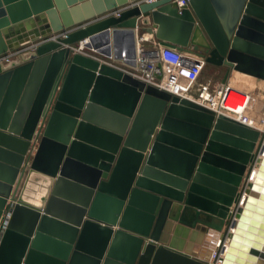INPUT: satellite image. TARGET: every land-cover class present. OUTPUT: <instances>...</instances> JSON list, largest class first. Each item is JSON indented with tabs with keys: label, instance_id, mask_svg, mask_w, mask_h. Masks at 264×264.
<instances>
[{
	"label": "water",
	"instance_id": "water-1",
	"mask_svg": "<svg viewBox=\"0 0 264 264\" xmlns=\"http://www.w3.org/2000/svg\"><path fill=\"white\" fill-rule=\"evenodd\" d=\"M23 22L65 34L0 60V89L13 86L0 101V264H184L162 236L174 221L214 230L196 264L219 235L220 264H264V134L254 150L259 129L98 57L135 56L139 22L264 78V0H0V54ZM84 37L94 54L74 48ZM34 171L50 180L37 202Z\"/></svg>",
	"mask_w": 264,
	"mask_h": 264
},
{
	"label": "built area",
	"instance_id": "built-area-1",
	"mask_svg": "<svg viewBox=\"0 0 264 264\" xmlns=\"http://www.w3.org/2000/svg\"><path fill=\"white\" fill-rule=\"evenodd\" d=\"M188 1L176 0L179 6L188 3ZM63 34H65V30L40 35L30 42L23 43L15 50L0 54V60H6L17 52L33 48L41 41L57 39ZM87 38L80 39L79 42L73 45L74 48L89 52L91 49L84 45V42L88 40ZM135 48L136 52L133 57L124 54L120 58H115L111 54L105 55L104 59L147 82L193 98L216 112H222L235 118L236 116L241 117L242 111L247 108L250 99V94L247 90L230 83H212L210 79H198L199 71L203 66L202 57L186 53L175 45L158 43L145 46L140 42V39H135ZM123 51L125 52V50ZM193 86L197 88L195 94L189 93ZM262 141H264V137ZM243 183L246 182L243 181ZM243 183L241 186L239 184V190L244 191ZM233 207L234 205L230 204V210ZM229 217L231 218V215ZM228 220L230 221L227 217L226 222ZM219 238L221 239V237ZM220 239H218L217 245L211 252V258L206 260L207 264H220ZM223 241L225 242V239Z\"/></svg>",
	"mask_w": 264,
	"mask_h": 264
},
{
	"label": "crops",
	"instance_id": "crops-1",
	"mask_svg": "<svg viewBox=\"0 0 264 264\" xmlns=\"http://www.w3.org/2000/svg\"><path fill=\"white\" fill-rule=\"evenodd\" d=\"M130 4H124L114 9L116 10L119 8H123V7L129 6ZM90 7H92V4L90 5ZM113 10L112 9L107 10L104 13L100 15H96V16L99 17L101 15L114 12L115 10L114 11ZM141 16L142 14L138 15V19H140ZM89 20H86V21H89ZM138 23L136 27L134 28L135 39H140V42L143 43L145 46H151L154 44H158L159 42L156 40V37L154 36V34H151L148 31H143L141 33L138 32L139 31ZM21 24H22V27L20 26L21 29L14 36L15 38L14 40H16L18 44L13 49H9L8 52L11 50H15V48L22 45L23 43L30 42L40 36V33H39L40 29L37 26H35L34 28L32 26H28L25 22ZM125 40L122 39L121 41L122 43H120L121 51L127 50L126 49L127 43ZM176 47L185 51L186 53H189L195 56L197 55L200 58L201 57L203 58V73L201 74V70L199 71V78H198L199 80L210 79L212 83H230L239 88L247 90L250 94V99H249V104H248L249 110L246 113L248 119H242L241 117L239 118H241L242 120L241 119L240 120L243 121L244 123L251 125L252 128L261 129V127L263 126V125L261 126V124L264 122V78L263 77H260L250 72L242 71L234 67H229V69H227L228 66L226 64H216V63L209 62L205 60V58L201 54V52H203L204 49H201V48L195 49L192 47L191 44L185 48H180L178 46ZM89 53L94 54V51L90 50ZM98 57H100V59L104 61L105 60L104 58L106 56L100 54L98 55ZM9 83H10V80H8V82L3 87H1L0 101H2L6 92L8 90L10 91L11 88L13 87ZM194 88L196 87L193 86L190 91H192ZM37 142H36V145H37ZM23 178L24 176L22 177V180L20 181V185L22 184ZM47 178H48L47 175H45L44 173L40 171L32 172V175L27 182L28 190H26L29 196V199H31L34 202H37L39 199H41V196L44 193L45 194L48 193L50 180L47 182ZM222 181L226 183H230V181L225 180V179H223ZM238 189H239V185H238ZM183 216L186 219H191L194 216V211L192 209L187 210L183 214ZM1 217L7 218L6 210L2 211ZM163 230L164 231H163L162 236L163 237L165 236L164 238H166L167 243H169L172 246H175L176 248H179L180 250H185L191 254L192 256L191 258L193 260H188L185 256H182L185 259L184 264H187V263L191 264L192 261H194L192 263L196 264L195 262H198L197 258H199L197 255L201 252H204V246H206L208 242L212 240V236H213V233H212L213 229L202 223H197V225L191 226L185 222L174 221L171 226H166L164 227ZM1 233H2V230L0 231V234ZM169 250H171L173 254H177V253L181 254L172 249H169Z\"/></svg>",
	"mask_w": 264,
	"mask_h": 264
},
{
	"label": "rangeland",
	"instance_id": "rangeland-1",
	"mask_svg": "<svg viewBox=\"0 0 264 264\" xmlns=\"http://www.w3.org/2000/svg\"><path fill=\"white\" fill-rule=\"evenodd\" d=\"M205 69H206V67H205ZM203 73V66H202V68H201V74ZM202 76V75H201ZM198 78H199V74H198ZM195 89V90H194ZM192 91H190L189 93H191L192 94V92H193V94H195L196 93V89L197 88H194ZM248 110H249V106H247V108H245L243 111H242V113H241V118L242 119H248V117H247V115H246V113L248 112ZM246 124V123H245ZM248 126H250V127H252L251 125H249V124H247ZM263 125V126H262ZM261 129H259V132H260V134L258 135V137H257V139H256V143H255V147H254V150L256 149V146H257V144L259 143V141H261V138H262V135L264 134V122L261 124ZM34 144H36V142L34 143ZM33 150H35V148H33ZM32 152H34V151H32ZM251 164V162L249 161V163L247 164V167L249 166ZM246 172V171H245ZM245 172H244V174H243V177H242V179L240 180V186L242 185V183H243V181H244V178H245ZM244 184V183H243ZM233 205H234V203H233ZM225 228V225H224V227H223V229Z\"/></svg>",
	"mask_w": 264,
	"mask_h": 264
},
{
	"label": "bare ground",
	"instance_id": "bare-ground-1",
	"mask_svg": "<svg viewBox=\"0 0 264 264\" xmlns=\"http://www.w3.org/2000/svg\"><path fill=\"white\" fill-rule=\"evenodd\" d=\"M235 119L240 120L241 118H239V117L236 116ZM241 120H242V119H241ZM241 120H240V121H241ZM261 156H262V153L259 152V153H258V160L256 161V163L253 162V164L251 165V169L253 168V170H255V169L257 168V163L260 161ZM131 219H132V216H131ZM196 231H197V230H196ZM213 231H214V230H212V233H213ZM219 237H220V235L218 236V238H216V241L214 242V243H215V244H214V247H215V245L217 244L218 239H220ZM208 243H209V242H208ZM224 243L227 244V240H226V239H225V242H224ZM220 244H221V243H220ZM123 251H124V250H123ZM125 251L128 252V249L125 248ZM210 258H211V254H210ZM210 258H209V259H210Z\"/></svg>",
	"mask_w": 264,
	"mask_h": 264
}]
</instances>
